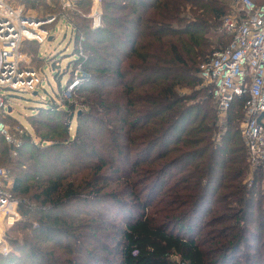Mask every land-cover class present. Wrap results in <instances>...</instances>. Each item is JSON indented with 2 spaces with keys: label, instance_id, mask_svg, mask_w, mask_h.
Wrapping results in <instances>:
<instances>
[{
  "label": "trees",
  "instance_id": "trees-1",
  "mask_svg": "<svg viewBox=\"0 0 264 264\" xmlns=\"http://www.w3.org/2000/svg\"><path fill=\"white\" fill-rule=\"evenodd\" d=\"M21 1L63 13L59 0ZM75 4L74 64L88 74L77 103L40 107L20 147L0 136L24 219L0 264H264V209L245 183L239 126L247 97L217 140L212 85L199 76L231 39V0H101L97 28L92 0ZM22 50L41 60L37 42Z\"/></svg>",
  "mask_w": 264,
  "mask_h": 264
},
{
  "label": "built area",
  "instance_id": "built-area-1",
  "mask_svg": "<svg viewBox=\"0 0 264 264\" xmlns=\"http://www.w3.org/2000/svg\"><path fill=\"white\" fill-rule=\"evenodd\" d=\"M74 2L61 0V15H43L36 9L27 8L20 0H0V136L11 145L20 147L21 140L13 135L4 121L9 114L5 93H35L44 78L32 56L22 50L25 42L43 44L51 40L53 26L67 17L70 10H75ZM92 2L87 17L92 20V27L97 28L101 24V0ZM231 6L232 13L222 22V31L231 39L201 65L199 76L203 84L212 85L211 94L219 118H223L220 119L222 124H225L235 99L247 97L240 133L248 151L249 164L254 171L261 168L264 172V0L261 3L231 0ZM81 79V75L74 74L61 89L62 101L74 100V90ZM12 183L9 170L0 166V244L5 237L3 224L12 225L19 207V200L10 190ZM175 259L178 264H190L179 256Z\"/></svg>",
  "mask_w": 264,
  "mask_h": 264
},
{
  "label": "rangeland",
  "instance_id": "rangeland-1",
  "mask_svg": "<svg viewBox=\"0 0 264 264\" xmlns=\"http://www.w3.org/2000/svg\"><path fill=\"white\" fill-rule=\"evenodd\" d=\"M58 3L61 6V0H59ZM74 8L75 10H70V12H81L77 9L75 2ZM69 21L70 19L68 16L61 18V20L57 22V25L53 26L55 30H53L51 33V40H47L43 44L38 43L39 59L41 60H36L34 65L42 71L44 78L37 90V94L34 92L18 91H7L5 93L8 95L7 111L9 108H11L9 115L13 118H7L5 122L12 130L15 137H19L26 132L34 133V129L31 124V118H40L41 112L39 111V108L47 105L49 102H54L53 98H58L57 105L60 108L64 109L66 107V101H62L58 95L60 93V88L64 89L69 79L73 78L74 74L79 76L81 75V80L87 78L88 76V74L83 71L79 64H77V66L74 64V60L77 59V55L74 53V27ZM27 51L24 52L27 53ZM84 54H87V51H85ZM76 99L77 93L74 92V100L71 103H77ZM79 111L80 105L76 107L75 116L72 120L71 132L73 134L75 133L76 125L78 124L76 115ZM220 119L223 118H219L218 115L216 126H218L219 135L217 136V140L219 139L220 134L224 131L225 125L224 122L223 124L220 122ZM242 121L240 122V127ZM38 140L39 139L36 138L37 142ZM256 178L257 172L254 171L250 165L248 173L245 177V183L254 192H252L251 196L254 197L255 209L258 206H262L264 209V175L262 178L260 177L258 182ZM23 220L24 219L18 209L12 225L3 224L5 237L3 243L0 244V253H5L6 250V253H8L11 249L13 250L10 245L9 238H19L22 236L23 233L20 231L19 226L21 223H23Z\"/></svg>",
  "mask_w": 264,
  "mask_h": 264
},
{
  "label": "water",
  "instance_id": "water-1",
  "mask_svg": "<svg viewBox=\"0 0 264 264\" xmlns=\"http://www.w3.org/2000/svg\"><path fill=\"white\" fill-rule=\"evenodd\" d=\"M35 94H37V92H35ZM11 111V108H9V112Z\"/></svg>",
  "mask_w": 264,
  "mask_h": 264
}]
</instances>
